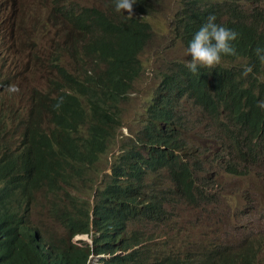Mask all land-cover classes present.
Returning a JSON list of instances; mask_svg holds the SVG:
<instances>
[{"label":"trees","instance_id":"16d2710c","mask_svg":"<svg viewBox=\"0 0 264 264\" xmlns=\"http://www.w3.org/2000/svg\"><path fill=\"white\" fill-rule=\"evenodd\" d=\"M158 3L137 0L132 9L136 16L132 17L116 12L113 0H108L104 9L67 10V19L83 35L81 44L88 36L78 51L85 71L74 74L55 64L59 81H52L48 92H34L25 117L16 110L4 112L5 132H0V264H94L92 258H99L96 264H252V253H218L219 258L195 254L200 257L196 259L165 254L167 248L160 253L149 244L146 233L151 223L166 220L165 205L172 195L189 204L206 202L194 178L191 159L181 156L189 150L179 124L181 114L176 111L183 100L229 131L231 148L245 144L248 151L244 160L257 157V151H262L264 159V110L257 105L264 99V82L257 79L264 75V64L254 53L256 46L264 45V11H247L245 0L181 1L175 18L178 39L187 43L214 14L217 23L237 32L233 43L239 59L223 57L220 65L199 68L195 74L185 66L164 74L148 108L143 135L112 157L111 173L93 200L84 196L122 126L120 104L143 72L140 55L152 29L139 16L152 15ZM225 61L239 65L226 66ZM245 62L253 66L254 74L241 77L240 65ZM60 97L63 99L55 107ZM17 122L22 132L13 144L6 131ZM226 170L240 173L234 164ZM163 171L168 173L171 190L160 177ZM41 191L53 195L50 212L62 224L65 237L33 223L32 206ZM79 236L90 240L72 241Z\"/></svg>","mask_w":264,"mask_h":264},{"label":"rangeland","instance_id":"374dc122","mask_svg":"<svg viewBox=\"0 0 264 264\" xmlns=\"http://www.w3.org/2000/svg\"><path fill=\"white\" fill-rule=\"evenodd\" d=\"M107 1L0 0L1 134L5 132L3 114L6 110L23 112L25 117L34 92H48L51 82L59 81L55 64L66 67L74 74L85 71V66H80L78 51L81 45L85 46L88 42V36L84 34L86 40L81 44L83 35L69 22L66 12L69 9L80 12L91 7L104 9ZM181 1L159 0L152 15L139 16L142 20L147 18L143 21L150 20L148 23H151L152 29L151 39L140 55L143 72L120 104L122 126L88 185L84 195L87 199L93 200L95 192L104 186L107 175L111 173L112 157L119 154L125 145L135 144L143 135L148 124L147 111L163 75L185 66L183 61L191 58L190 55L185 56L187 43L179 40L175 32V18ZM245 3V9L251 13L255 8L264 11V0H245ZM132 16L136 14L132 13ZM87 61L88 66L95 69ZM223 64L230 67L239 65L230 61ZM12 85L16 86V91H10ZM188 101L183 100L176 111L181 114L179 124L189 145L184 154L187 152L191 159L197 186L205 193L206 202L189 204L172 195L168 205H165L168 213L166 220L151 223L146 229L149 243L158 252L167 248L166 253L181 257L200 258L195 254H214L219 258L218 253H252V264H264L262 151H257V157L244 160L248 151L245 144L231 148L232 143L227 139L231 133L216 125L211 117ZM21 132L18 122L6 131L13 144H16ZM233 164L240 168V173L232 174L226 170L228 165ZM160 177L165 179L166 189L171 190L168 173L163 171ZM52 198L53 195L46 191L38 192L31 218L46 232L65 237L62 224L50 212ZM77 239L90 240L79 236L72 241ZM98 259L92 258V262L96 264Z\"/></svg>","mask_w":264,"mask_h":264},{"label":"clouds","instance_id":"9594fccd","mask_svg":"<svg viewBox=\"0 0 264 264\" xmlns=\"http://www.w3.org/2000/svg\"><path fill=\"white\" fill-rule=\"evenodd\" d=\"M137 0H113L114 10L123 15L125 10L128 17H132L133 5ZM237 32L223 24L216 22V16L210 14L206 20L199 26L192 34L187 42L185 48V56L190 55V59L183 61L185 67L189 72L195 74L199 68H215L220 65L223 57L232 56L239 59L235 44L233 43L237 37ZM255 56L258 61L264 64V45H258L254 48ZM241 77H247L253 73V66L249 63H242L240 65ZM257 79L264 82V75L257 76ZM15 85L10 86V91H16ZM63 97L58 99L55 107H59L60 101ZM260 109L264 110V99L257 101Z\"/></svg>","mask_w":264,"mask_h":264},{"label":"bare ground","instance_id":"6f19581e","mask_svg":"<svg viewBox=\"0 0 264 264\" xmlns=\"http://www.w3.org/2000/svg\"><path fill=\"white\" fill-rule=\"evenodd\" d=\"M144 19H147V18H144ZM144 19H143V20H144ZM149 21H150V20H149ZM149 21H148V22H149ZM150 24H151V23H150ZM87 62H88V61H87ZM91 69H92V68H91ZM80 72H81V71H80ZM82 74H83V73H82ZM82 74H81V75H82ZM92 86L94 87V85H92ZM98 88H99V87H98ZM54 92H56V91H54ZM55 95L57 96V94H55ZM59 96H60V95H59ZM55 99H56V98H55ZM49 106H50V105H49ZM49 106H48V107H49ZM48 111H50V110H48ZM44 112H46V110H44ZM5 113H6V112H5ZM8 114H9V113H8ZM46 114H47V113H46ZM50 114H51V113H50ZM47 115H48V114H47ZM42 116H43V115H42ZM44 116H45V115H44ZM37 117H38V116H37ZM49 117H52V116L50 115ZM35 119H36V118H35ZM49 119H50V118H49ZM38 120H39V118H38ZM42 120H43V119H42ZM9 121H11V120H9ZM34 121H35V120H34ZM44 121H45V120H44ZM47 121H48V120H47ZM29 122H31V121H29ZM45 122H46V121H45ZM165 122H166V121H165ZM165 122H164V123H165ZM26 123H27V122H26ZM26 123L24 122V124H26ZM162 123H163V122H162ZM164 123H163V124H164ZM9 124H10V123H9ZM41 124L43 125V123H41ZM46 125H47V124H46ZM160 125H161V124H160ZM164 125H165V124H164ZM11 126H12V125H11ZM20 127H21V125H20ZM172 127H173V126H172ZM181 128H182V127H181ZM19 129H20V128H19ZM171 129H172V128H171ZM47 130H48V129H47ZM176 130H177V128H176ZM179 130H180V129H179ZM181 131H182V130H181ZM181 131H180V132H181ZM173 132H174V131H173ZM189 132H190V131H189ZM174 133H175V132H174ZM186 133H188V132H186ZM22 134H23V133H22ZM163 134H164V133H163ZM165 135H166V134H165ZM165 135H164V136H165ZM22 136H23V135H22ZM22 136H21V137H22ZM162 136H163V135H162ZM23 137H24V136H23ZM23 137H22V138H23ZM18 139H20V138H18ZM5 146H7V145H5ZM21 146H22V145H21ZM187 146H188V145H187ZM5 148H6V147H5ZM5 148H4V149H5ZM170 148H171V147H170ZM2 149H3V147H2ZM6 149H8V148H6ZM184 149H185V148H184ZM186 149H187V148H186ZM182 150H183V149H181V151H182ZM184 151H185V150H184ZM184 151H183V152H184ZM0 153H1V152H0ZM188 153H189V152H188ZM179 154H180V153H179ZM185 154H187V152H186ZM185 154H184V155L181 154V156H185ZM188 162H189V161H188ZM190 170H191V169H190ZM157 172H158V171H157ZM159 172H160V171H159ZM156 175H157V174H156ZM200 177H201V176H200ZM194 178H195V177H194ZM205 178H206V177H205ZM150 180H151V179H150ZM189 180H190V179H189ZM194 180H195V179H194ZM145 181H146V180H145ZM146 182H147V181H146ZM203 184H204V183H203ZM165 185H167V184H165ZM208 185H209V184H208ZM208 185H207V186H208ZM175 186H176V185H175ZM149 187H150V186H149ZM169 187H170V186H169ZM181 187H182V186H181ZM178 188H179V187H178ZM149 189H151V188H149ZM152 189H153V188H152ZM176 189H177V188H176ZM178 190H179V189H178ZM175 191H176V190H175ZM144 194H145V193H144ZM38 195H39V194H38ZM38 195H37V196H38ZM145 196H146V194H145ZM146 198H147V197H146ZM175 198H176V197H175ZM147 199H148V198H147ZM198 199H199V198H198ZM199 202H200V201H199ZM170 203H172V202L170 201ZM167 205H168V204H167ZM169 205H170V204H169ZM168 207H169V206H168ZM144 220H145V219H144ZM141 221H142V220H141ZM145 221H146V220H145ZM140 223H141V222H140ZM137 224H138V223H137ZM134 225H135V224H134ZM138 225H139V224H138ZM136 226H137V225H136ZM140 227H141V226H140ZM140 227H139V228H140ZM141 229H143V228H141ZM144 229H145V228H144ZM147 238H148V237H147ZM147 238H146V239H147ZM147 240H149V239H147ZM145 241H146V240H145ZM149 241H150V240H149ZM149 244H150V243H149ZM147 246H148V245H147ZM148 247H149V246H148ZM168 251H169V250H168ZM148 252H149V251H148ZM162 252L164 253L165 250L162 251ZM160 253H161V251H160ZM160 253H159V254H160ZM170 253H171V252H170ZM170 253H165V254H168V255H169ZM165 254H162V255L164 256ZM171 254H172V253H171ZM171 254H170V255H171ZM186 254H187V253H186ZM186 254H184V256H186ZM246 254H247V253H246ZM160 255H161V254H160ZM173 255H174V254H173ZM187 255H188V254H187ZM150 256H151V255H150ZM158 256H159V255H157V257H158ZM174 256H175V255H174ZM176 256H177V255H176ZM227 256H228V255H227ZM236 256H237V255H236ZM238 256H239V255H238ZM242 256H243V255H242ZM242 256H241V258H242ZM159 257H160V256H159ZM198 257H199V256H198ZM222 257H223V256H222ZM248 257H249V256H248ZM175 258H176V257H175ZM185 258H186V257H185ZM188 258H189V257H188ZM194 258L196 259V257H194ZM243 258H244V257H243ZM179 259H181V257H180ZM191 259H192V258H191ZM226 259H228V258L226 257ZM229 259H230V258H229ZM231 259L233 260L234 258L232 257ZM237 259H239V257H238ZM198 260H200V259H198ZM201 260H202V259H201ZM234 260L236 261V259H234ZM234 260H233V261H234ZM243 260H244V259H243ZM183 261H184V260H183ZM202 261H203V260H202ZM240 261H241V260H240ZM251 261H252V260H251ZM190 262H191V261H190ZM198 262H200V261H198ZM198 262H197V263H198ZM228 262H229V261H228ZM246 262H247V261H246ZM193 263H194V262H193ZM193 263H191V264H193ZM249 263H250V261H249ZM194 264H195V263H194ZM198 264H199V263H198ZM230 264H231V263H230ZM235 264H237V263H235ZM242 264H244V263L242 262Z\"/></svg>","mask_w":264,"mask_h":264}]
</instances>
